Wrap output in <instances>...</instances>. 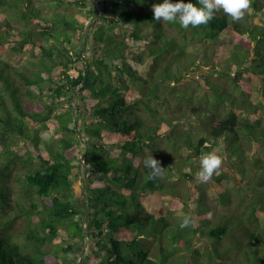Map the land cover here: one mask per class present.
I'll return each mask as SVG.
<instances>
[{
    "label": "trees",
    "instance_id": "16d2710c",
    "mask_svg": "<svg viewBox=\"0 0 264 264\" xmlns=\"http://www.w3.org/2000/svg\"><path fill=\"white\" fill-rule=\"evenodd\" d=\"M95 1L97 9L87 0H0V264H81L84 243V264H179L178 247L197 254L229 232L220 224L226 215L196 212L193 192L181 191L197 182L200 155L214 150L231 168L196 184L197 201L213 189L214 208L240 186L228 152L234 142L245 139L253 162L264 163L256 156L264 153V0H251L239 22L220 11L188 29L154 19L152 5L163 0ZM49 4L63 11L45 10ZM102 12L85 40L82 85L83 35ZM227 30L235 39L215 45ZM190 119L194 131L184 130ZM76 120L87 143L86 232L76 181L86 148ZM149 155L163 175L149 177ZM247 196L242 222L263 225L264 206ZM185 214L195 227H180ZM247 235L263 256L264 231Z\"/></svg>",
    "mask_w": 264,
    "mask_h": 264
},
{
    "label": "rangeland",
    "instance_id": "374dc122",
    "mask_svg": "<svg viewBox=\"0 0 264 264\" xmlns=\"http://www.w3.org/2000/svg\"><path fill=\"white\" fill-rule=\"evenodd\" d=\"M88 5L94 8H98V5L95 0H87ZM47 11H56L61 10L63 11V8L56 6L55 4H49L46 6ZM89 18V17H88ZM235 39V36L232 32V30L225 31L219 39L214 43L217 46H222L231 43ZM78 45L79 43L76 42ZM94 45L93 39L90 40L89 46L92 48ZM91 54L93 53L91 49ZM13 57H15L17 60L22 59V55H15L12 54ZM228 66V63L223 62L221 63V68L226 69ZM79 67H82V63H79ZM73 74H77L76 70L72 71ZM216 78V77H215ZM199 91H197L198 93ZM260 97V90L257 88L256 85L253 87V99L257 100ZM184 124H186V129L189 131H194L195 126L197 125L195 119L185 120ZM245 139H240L238 142H234L232 145L231 150L229 149L228 152L233 159L235 168L238 174L237 177H235L237 182L240 181V186L232 192V194H226L222 198V204H219V206H216V208L211 207L215 206L216 203H218V200L216 199V193L213 191L212 188H209L208 195L209 198H200V200L197 201L198 191L196 184L199 183V180H197L196 183H183L181 185V191L186 192L185 187H189V190L193 192V196L191 201L189 202L190 207L196 206V212H202L203 214H212L216 213V210L220 214L226 215L225 219L223 221L220 220L221 225H229V232L228 237L225 238L224 242L220 245H217V240L213 238L209 245V247L205 246L204 243L199 245V252L195 254L192 249H189L187 247L180 248L178 247L177 250L180 251V262L179 264H260V261L264 264V255L257 256L256 249L252 251L249 248V237L247 235V228H259L262 232L264 231V212L262 216V224L259 226H250L245 225L244 222H242L243 214L247 212L248 209V196L254 197L255 199L252 202V207L255 205L256 201V207H259L260 210H262V205L264 206V200L262 203H260V206H258L257 200L259 199L260 195L263 196L264 194V188L260 186V182L264 180V163L259 164L253 162V158L251 155V148L249 142H246L244 144ZM160 144L164 148H168L166 150L171 151V155L174 159H179L180 155H182V152L175 151L173 148H170V143L165 142L163 140L160 141ZM245 149H244V147ZM256 156L263 157L264 153H258L256 152ZM264 161V159L262 160ZM191 165V164H189ZM196 165V163H195ZM223 170L224 172L230 173L231 168L225 164H221V167L214 173L219 174L220 171ZM198 171L195 170V173ZM79 173V170H76V174ZM177 178V177H176ZM197 179V178H196ZM82 176L77 178V185L78 187H81L83 183ZM178 179H175V182H178ZM258 193V194H257ZM264 197V196H263ZM212 199V200H211ZM197 201V202H196ZM232 201V202H231ZM231 202V204H230ZM167 206H172L174 204L173 199L166 200ZM231 205V207H228L227 205ZM180 214H183V212L179 209L178 211ZM262 212V211H259ZM14 215V214H13ZM25 217L22 215L21 218H18L16 221V230H24L25 229ZM220 219V218H219ZM218 219V220H219ZM196 220V218H195ZM244 221V220H243ZM247 222L249 224V220L247 218ZM80 254L76 252L74 255L75 258L78 259ZM236 261H238L236 263Z\"/></svg>",
    "mask_w": 264,
    "mask_h": 264
},
{
    "label": "clouds",
    "instance_id": "9594fccd",
    "mask_svg": "<svg viewBox=\"0 0 264 264\" xmlns=\"http://www.w3.org/2000/svg\"><path fill=\"white\" fill-rule=\"evenodd\" d=\"M251 0H196V2H185V0H163L162 3L152 5V12L156 21L178 22L179 25L188 29L190 26L195 28L207 25L215 18L217 12L229 16L232 21H241L247 9L250 7ZM199 171L196 178L202 182H208L214 173L221 167L222 160L216 151L202 153L200 155ZM144 166L150 170L149 177L156 178L163 175L164 168L161 162L153 157L146 156ZM180 227H195V218L191 214L182 217Z\"/></svg>",
    "mask_w": 264,
    "mask_h": 264
},
{
    "label": "water",
    "instance_id": "95a60500",
    "mask_svg": "<svg viewBox=\"0 0 264 264\" xmlns=\"http://www.w3.org/2000/svg\"><path fill=\"white\" fill-rule=\"evenodd\" d=\"M104 12V11H103ZM103 12L100 14V16L98 18H96L86 29L84 35H83V39H82V46H81V51H80V54L86 64V68H85V74H84V80L82 82V85L86 84L87 82V79H88V70H89V59L88 57H86L84 55V47H85V40H86V37L89 33V31L95 26V24L97 23L98 20H100V18L102 17L103 15ZM76 128H77V131L79 132V137L81 138V140L83 141V143L85 144V152L83 153L82 155V175H83V183H82V190H83V202L85 203V212H86V218H85V230L84 232L87 231L88 227H89V219H90V213H89V208H88V205H87V192H86V187H85V169H86V154H87V143L86 141L84 140L83 138V134L81 133V130L79 128V124H78V121L76 120ZM85 235V234H84ZM84 255H85V243L83 244V258L81 260V264H84L83 262V259H84Z\"/></svg>",
    "mask_w": 264,
    "mask_h": 264
}]
</instances>
